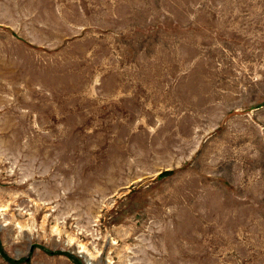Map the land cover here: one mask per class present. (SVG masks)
Segmentation results:
<instances>
[{"label": "rangeland", "instance_id": "374dc122", "mask_svg": "<svg viewBox=\"0 0 264 264\" xmlns=\"http://www.w3.org/2000/svg\"><path fill=\"white\" fill-rule=\"evenodd\" d=\"M160 263L264 264V0H0V264Z\"/></svg>", "mask_w": 264, "mask_h": 264}, {"label": "bare ground", "instance_id": "6f19581e", "mask_svg": "<svg viewBox=\"0 0 264 264\" xmlns=\"http://www.w3.org/2000/svg\"><path fill=\"white\" fill-rule=\"evenodd\" d=\"M151 236V235H150ZM161 264V263H160Z\"/></svg>", "mask_w": 264, "mask_h": 264}]
</instances>
